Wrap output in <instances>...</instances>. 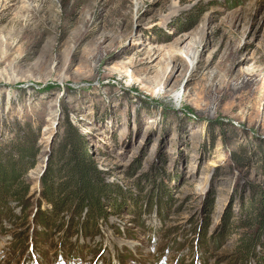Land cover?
<instances>
[{"label":"rangeland","instance_id":"obj_1","mask_svg":"<svg viewBox=\"0 0 264 264\" xmlns=\"http://www.w3.org/2000/svg\"><path fill=\"white\" fill-rule=\"evenodd\" d=\"M75 135L103 189L90 234L88 209L41 223ZM3 171L26 193L0 204V264H239L249 235L264 264L240 228L264 192V0H0Z\"/></svg>","mask_w":264,"mask_h":264},{"label":"trees","instance_id":"obj_2","mask_svg":"<svg viewBox=\"0 0 264 264\" xmlns=\"http://www.w3.org/2000/svg\"><path fill=\"white\" fill-rule=\"evenodd\" d=\"M26 159L24 175L33 169V156ZM56 165L50 170L44 180L45 196L50 205V219L44 218L42 224L56 220L65 212H72L78 216V210L88 209V230L90 234L97 228L99 221L105 222L106 215L102 207L101 195L103 189L99 183V174L93 164L91 155L84 141L78 136H69L55 153ZM11 173L0 172V204L5 206L7 200L14 203L22 199L26 187H22L17 178ZM54 179V182H53ZM53 183V184H52ZM245 222H240L242 229H264V192L254 195L243 208ZM51 227H54L50 223ZM257 237L249 235L247 240H241L234 252V261L242 264L246 262L253 251L252 243ZM252 248V249H251Z\"/></svg>","mask_w":264,"mask_h":264}]
</instances>
